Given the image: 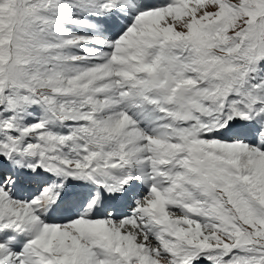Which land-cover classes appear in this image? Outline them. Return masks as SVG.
Returning <instances> with one entry per match:
<instances>
[{"label":"snow or ice","instance_id":"1","mask_svg":"<svg viewBox=\"0 0 264 264\" xmlns=\"http://www.w3.org/2000/svg\"><path fill=\"white\" fill-rule=\"evenodd\" d=\"M0 264H264V0H0Z\"/></svg>","mask_w":264,"mask_h":264}]
</instances>
